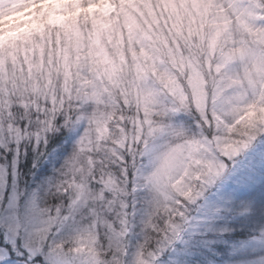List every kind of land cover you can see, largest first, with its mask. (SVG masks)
Instances as JSON below:
<instances>
[{
  "label": "snow or ice",
  "instance_id": "obj_1",
  "mask_svg": "<svg viewBox=\"0 0 264 264\" xmlns=\"http://www.w3.org/2000/svg\"><path fill=\"white\" fill-rule=\"evenodd\" d=\"M0 264H264V0H0Z\"/></svg>",
  "mask_w": 264,
  "mask_h": 264
}]
</instances>
